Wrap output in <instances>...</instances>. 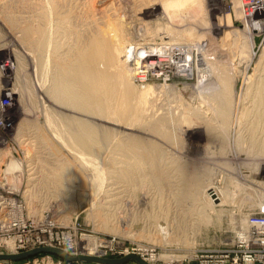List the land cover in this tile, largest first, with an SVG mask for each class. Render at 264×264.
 I'll return each mask as SVG.
<instances>
[{
    "label": "rangeland",
    "instance_id": "1",
    "mask_svg": "<svg viewBox=\"0 0 264 264\" xmlns=\"http://www.w3.org/2000/svg\"><path fill=\"white\" fill-rule=\"evenodd\" d=\"M35 1L38 2L34 4ZM52 1L0 0V111L4 113L5 110L6 113V117L2 118L3 115L0 112L2 120H0V142L2 143H0V253L12 254L38 247H58L73 255H83L80 254L81 248L93 245V240L97 244L101 240H110L123 243L125 247L136 245L151 247L156 253L157 261H153L154 264H196L193 256L198 249L225 242L233 235L237 224L245 225L246 216L258 213L264 206V86H262L264 85V0H197L198 2L193 4L186 1L181 11L175 8L172 10V17L165 12L162 13L161 5L164 4V0ZM147 1L148 5H146ZM256 2L259 3L258 7L254 5ZM51 3L53 8L50 7ZM155 3L158 4L155 6L157 7L154 10L155 13L149 14L148 10ZM41 20H46L43 23L48 27L53 25L50 30L53 35L52 42L60 53L55 51L53 56L49 54L48 57L50 55L51 57H47V67L43 64L44 61L42 62V69L44 68L45 72L42 70L43 74H37L33 51L36 52L34 46L38 35L32 34L34 30L32 27L36 26L34 32H37V26L41 24ZM59 21L64 22L62 24ZM78 21H81V24ZM113 21L121 24V33L129 43H132V47L138 49V46L143 44L153 48L154 53H156L155 48L167 47L168 45L162 44L172 41V43L176 42L175 44H184V46L189 44L192 48L194 47L192 53L195 56L200 50L196 45L206 41L208 47L207 50H203V53L207 54L210 51L207 54V60L217 62L218 65L214 67L215 73L223 74L227 78L225 82L228 87L226 94L229 102L226 104L230 109H224L220 117L221 111L216 110L212 101L203 103L200 100L201 97L193 89L197 85L196 74L185 78L175 76L172 71L167 74H162L160 71H148L142 67L145 66L144 62L134 59L135 56L129 58L128 64L136 66V77H144L134 79L136 93H139V89L145 91L153 86L158 100L156 102L158 118L154 117L147 121V124L146 121L142 123L141 120L138 123L135 122L143 126L131 127L133 132L127 130L130 126L123 124L126 122L122 117L126 106L123 102L120 103L122 101L120 99H117L116 104L118 103L117 106L121 104L118 108L121 111L116 108L109 114H100V116L78 113L70 109L71 107L55 105L54 102L47 101L45 91L52 86V77L56 71L54 65L57 66L55 63H61L59 66L70 64L69 51L76 50L75 45L79 44L82 35L88 30L95 33L96 30L104 29ZM56 22H59V25ZM74 23H78L77 26ZM57 25L59 28H56ZM78 30L81 31L78 32ZM29 50L32 51L33 56ZM139 50V53H145L142 48ZM168 50L163 55L169 54ZM143 70L147 73L141 72ZM40 79H44L43 82L48 80L43 85L47 89L39 85ZM229 82L234 84L231 83L230 86ZM46 83L50 85L47 86ZM21 97L25 98V104L21 102L22 107ZM261 99L263 102L260 103ZM6 102H9L8 106L1 110V104ZM24 105L27 107L26 110L23 109ZM226 110L230 116L226 115ZM67 114L87 119L97 124L99 130L100 126L103 127L101 132L112 131L108 145L101 149L100 158H92L96 165L103 168L102 176L95 178L98 174L94 168L95 164L92 163L93 160L85 161L88 165L86 166L82 160L84 157L76 153L73 144L69 142V139L67 140L66 135L69 131L62 121V116ZM222 117H228L226 124L222 122ZM4 119L8 120L9 130L2 128ZM158 119L163 120L161 122ZM50 120L52 122L57 120L59 127L56 123H50ZM59 121L62 123L60 124ZM129 121L127 120V123L132 124V120ZM53 126L56 127L52 128ZM63 136L65 138H62ZM139 136L142 137L139 138ZM127 138L136 140L139 157L135 158L133 154L127 153L125 147L120 146V143ZM138 138L141 140L139 141ZM63 140H67L66 143L71 149L68 146L65 147L67 144ZM141 151L145 152L141 153ZM10 156L20 159L22 167L11 175L3 172ZM130 156L133 157L130 158L131 160ZM122 159L125 160L122 161ZM134 159L138 160L137 163ZM59 160L62 162L60 163ZM139 163L140 165L137 166ZM140 166L144 170H141ZM123 168L126 170L123 171ZM145 168L148 170L146 171ZM209 188H216L221 198L212 202V198L209 197ZM216 197L219 198L217 195ZM158 224L165 227V230L159 231ZM168 239L170 242L167 241ZM0 264L97 263H69L54 254L41 253L19 261H0ZM126 264L139 263L132 260Z\"/></svg>",
    "mask_w": 264,
    "mask_h": 264
},
{
    "label": "bare ground",
    "instance_id": "2",
    "mask_svg": "<svg viewBox=\"0 0 264 264\" xmlns=\"http://www.w3.org/2000/svg\"><path fill=\"white\" fill-rule=\"evenodd\" d=\"M52 1V0H51ZM119 1V0H118ZM117 1V2H118ZM149 1V0H148ZM148 1L146 3V5H148ZM186 1H189L191 4L193 3H196L197 0H164V4L161 5L162 6V10L163 12L162 13H166L169 17H172V13L175 9H177L178 11H181L183 6L186 4ZM235 1V0H234ZM38 2V1H37ZM36 1L34 2L37 3ZM50 2V1H49ZM73 2V1H72ZM129 2V1H128ZM137 2V0H136ZM143 2V1H142ZM198 2V1H197ZM244 2V1H243ZM47 3V2H46ZM45 3V4H46ZM53 3V1H52ZM52 3L49 5L50 7H52ZM65 3V2H64ZM124 3V2H123ZM152 3V2H151ZM246 3V2H245ZM252 3V2H251ZM40 4V3H39ZM42 4V3H41ZM72 4V3H71ZM119 4V3H118ZM117 4V5H118ZM131 4V3H130ZM144 4V3H143ZM162 4V3H161ZM256 4V7L259 6V3H254V5ZM15 5V4H14ZM18 5V4H17ZM44 5V4H42ZM48 5V4H47ZM158 6V4H154L147 12L149 14H154V10L157 8H155V6ZM38 6V4H37ZM41 6V5H40ZM55 6V5H54ZM62 6V5H61ZM113 6V5H112ZM134 6V5H133ZM160 6V4H159ZM20 7V6H19ZM44 7V6H43ZM42 7V8H43ZM58 7V6H57ZM69 7V6H68ZM131 7V6H130ZM146 7V6H145ZM53 8V7H52ZM60 8V7H59ZM107 8V7H106ZM116 8V7H115ZM44 9V8H43ZM46 9V8H45ZM49 9V8H48ZM58 9V8H57ZM61 9V8H60ZM65 9V8H64ZM70 9V8H69ZM110 9V8H109ZM127 9V8H126ZM52 10V9H51ZM50 10V11H51ZM67 10V9H66ZM108 10V9H107ZM114 10V8H113ZM55 11V10H54ZM57 11V10H56ZM74 11V10H73ZM47 13L49 11H46ZM58 12V11H57ZM69 12V11H68ZM110 12V11H109ZM177 12V11H176ZM105 13V12H104ZM254 13V12H253ZM59 14V13H58ZM157 14V13H156ZM165 14V15H166ZM48 15V14H47ZM50 15V14H49ZM54 15V14H53ZM111 15V14H110ZM166 15V16H167ZM44 16V15H43ZM58 16V15H57ZM56 16V17H57ZM70 16V15H69ZM78 16V15H76ZM36 17V16H35ZM52 17V15H51ZM50 17V19H52ZM80 17V16H79ZM185 17V16H184ZM31 18V17H30ZM47 18V17H46ZM61 18H64V17H61ZM68 18V16H67ZM165 18V17H164ZM39 19V18H38ZM42 19V18H41ZM45 19V18H44ZM49 19V18H48ZM75 19V18H74ZM172 19V18H171ZM30 20V19H29ZM60 20V18L58 19ZM66 20V19H65ZM64 20V21H65ZM156 20V19H155ZM41 24L37 26V30L39 31V33L37 32H34L35 28H33L32 26V29L33 30V35L36 33L38 35V37L36 38L37 41L35 43V48H36V52L33 51V53L35 54V58L33 61H35V71L37 70V72L35 73H39V74H43L42 72L44 71L42 69V62L44 61V65L47 67L46 63L48 61V58L51 57V55L48 57L49 54H54V52L58 51L59 52V49L56 48L53 46V42H52V32L50 31L53 27V25H50L49 27L43 23V22H46V20H41ZM56 21V20H55ZM63 21V22H64ZM73 21V20H71ZM158 21V19H157ZM252 21V20H251ZM34 22V21H32ZM60 22V21H59ZM58 22V23H59ZM62 22V21H61ZM60 22V23H61ZM62 22V24H63ZM74 22V21H73ZM79 22V21H78ZM83 23H85L84 21H82ZM116 22V21H115ZM114 21L113 23H108L104 29H99V30H96L97 32H88L86 31L87 33H85L84 35H82V39L80 40L79 44L78 45H75L76 46V50H74L73 52H70L71 53V57H70V64H67V65H61L59 66L60 64H57L55 63L57 66L54 65V67L56 68L55 70V73L52 77L53 79V83H51V87L50 88H45L46 86H43L45 85L44 83L48 80H46L45 82H43V80H41V75H40V80H41V84L39 85H42L45 89H47L45 92L47 95H45L47 101H50V102H54L53 104H58V105H61V106H66L70 109H74L75 111H77L78 113H82V114H92V115H98L100 116V114H105V113H110V111H114V109L116 110H120L118 109L121 105L119 104L117 106L116 104V101L117 99H120L122 100L120 103L123 102V105L125 104L126 108L125 110L123 111V118L124 120H126V122H121L123 124H126V126H130V128H127V130H130L131 132H133L132 128H136L137 126L141 125V124H136L135 122L138 123L139 120L142 121V123H144L146 121V124H147V121L149 122L151 119H153L154 117H157V108H156V102L158 101L157 100V97H155V91L153 90V86H150L148 87V89H146L145 91H140L139 89V93H136V85L134 84V79L138 80V79H143L144 77H136V72H135V67L134 65H132L130 63V65L128 64V60L130 57L132 56H135L134 59H137L138 61L140 62H144L145 66H142L144 68H146L148 71H160V73L162 72V74H167L169 72L172 71V74H174L175 76H181V77H185V78H189V77H192L194 76L195 74L197 75V85L194 86V90H196V93L201 97V101L204 103H206L208 100H209V103L210 101H212L213 104H215L214 106H216V110L217 111H221L219 112L220 114V117L222 116V112L224 109L228 108L227 107V104L226 102H229L228 101V98H227V94H226V90H227V84L225 81H227V78L223 76V74L219 75V74H216L215 73V69L214 68L216 65L217 62L215 61H208L207 59V54H209L210 51L207 52H204L203 53V50H207V47L208 45L206 44V41L205 43H201L199 45H196L197 49L199 47V51H202V52H199L198 51V54H196L195 56L193 55V48L189 45H185L184 44H175V43H172L171 39L170 41L171 42H167V43H163L162 45H168L167 47H158L160 49H156V53H154V51L151 49V47H146V46H143L142 43H145V42H142L140 44H142L141 46H138V49H136V47H132V43H129L128 39L125 38V36L122 35L121 33V30H122V26L121 24H116ZM39 23V22H38ZM53 23V22H52ZM57 23V22H56ZM57 23V24H58ZM68 23V22H67ZM81 24V21L79 22ZM120 23V22H118ZM122 23V22H121ZM65 24V23H64ZM69 24V23H68ZM71 24V23H70ZM75 24V23H74ZM78 24V23H76ZM75 24V25H76ZM87 24V23H86ZM196 24V23H195ZM31 25V24H30ZM29 25V26H30ZM35 25V24H34ZM33 25V26H34ZM59 25V24H58ZM58 25L56 26V28L58 27ZM84 27H85V24H83ZM23 26V25H22ZM28 26V27H29ZM69 26V25H68ZM77 26V25H76ZM75 26V28H76ZM89 26V25H88ZM65 27V25L63 26ZM74 27V25L72 26ZM72 27H69L70 29ZM80 27V26H78ZM87 27V26H86ZM26 28V27H25ZM59 28V27H58ZM68 28V27H67ZM87 28H90V27H87ZM28 29V28H27ZM55 29V28H54ZM60 29H61V25H60ZM59 29V30H60ZM63 29V28H62ZM61 29V30H62ZM81 29V27H80ZM20 30V29H19ZM18 30V31H19ZM31 30V29H29ZM28 30V32H29ZM75 30V29H74ZM77 30V29H76ZM92 30V29H91ZM193 30V29H192ZM27 31V30H26ZM32 31V30H31ZM56 31V30H55ZM81 31V30H78V32ZM152 31V30H151ZM185 31V30H184ZM183 31V32H184ZM24 32V31H23ZM62 32V31H61ZM182 32V31H181ZM63 33V32H62ZM84 33V32H83ZM149 33V32H147ZM27 34V33H26ZM55 34V33H54ZM58 34H60L58 32ZM63 34H66V33H63ZM153 34V33H152ZM172 34V33H171ZM184 34V33H183ZM187 34V33H186ZM27 35H30V34H27ZM56 35V34H55ZM61 35V34H60ZM79 35V34H78ZM175 35V34H174ZM32 37V35H30ZM66 36V35H65ZM69 36V35H67ZM66 36V37H67ZM184 36V35H183ZM198 36V35H197ZM226 36V35H225ZM28 37V36H27ZM60 37V36H59ZM58 37V38H59ZM64 37V36H63ZM71 37V36H70ZM79 37V36H78ZM149 37V36H148ZM22 38V37H21ZM25 38V36H24ZM61 38V37H60ZM193 38V37H191ZM210 38V37H209ZM57 39V38H56ZM62 39V38H61ZM66 39V38H65ZM80 39V37L78 38ZM198 39V38H197ZM200 39V38H199ZM24 40V39H23ZM30 41V39H28ZM54 40V39H53ZM71 40V39H70ZM169 40V39H168ZM167 40V41H168ZM194 40V39H193ZM201 40V39H200ZM199 40V41H200ZM210 40V39H209ZM19 41V40H18ZM22 41V40H21ZM67 41V40H66ZM190 41V40H188ZM70 42V41H69ZM156 42V41H155ZM158 42V41H157ZM186 42V41H185ZM193 42V41H192ZM202 42V40H201ZM14 43V42H13ZM22 43V42H21ZM31 43H32V40H31ZM62 43V42H61ZM65 43V42H64ZM190 43V42H189ZM196 43V42H195ZM216 43V42H215ZM77 44V43H76ZM26 45V44H24ZM30 45V43H29ZM194 45V44H193ZM31 46V45H30ZM58 46V45H56ZM72 46V44H71ZM78 46V48H77ZM214 46V45H213ZM34 47H31V48H34ZM61 47V46H59ZM157 47V46H156ZM220 47V46H219ZM15 48V47H14ZM143 49L145 51L144 52H140L139 49ZM58 49V50H57ZM68 49V48H67ZM66 49V50H67ZM75 49V48H74ZM169 49V50H168ZM224 49V48H223ZM32 50V49H31ZM29 50V51H31ZM71 50V49H69ZM169 51V54H166V55H163L164 52L166 51ZM196 50V49H195ZM31 55L33 56L32 54V51L30 52ZM60 53V52H59ZM58 53V54H59ZM197 53V52H196ZM203 53V54H202ZM214 53V52H212ZM67 55V54H65ZM64 55V57H65ZM212 54L210 53V56ZM216 55V54H215ZM222 55V54H221ZM209 56V55H208ZM220 57V55H218ZM245 56V55H244ZM48 57V58H47ZM58 57V55H57ZM63 57V58H64ZM67 57V56H66ZM123 57H125L123 59ZM213 57V56H212ZM62 58V57H61ZM69 58V56H68ZM215 58V56H214ZM242 58V57H241ZM67 59V58H66ZM216 59V58H215ZM219 59V58H218ZM56 60V59H55ZM60 60V58L58 59V61ZM50 61V60H49ZM52 61V60H51ZM54 61V60H53ZM65 61V60H64ZM68 61V60H67ZM136 61V60H134ZM133 61V62H134ZM55 62V61H54ZM53 62V63H54ZM33 63V62H32ZM69 63V62H68ZM263 63V62H262ZM261 63V64H262ZM49 64V62H48ZM143 64V63H142ZM136 65V64H135ZM141 65V64H139ZM238 65V64H237ZM50 66V64H49ZM220 66V65H219ZM44 67V66H43ZM45 67V68H46ZM139 67V66H138ZM53 69V68H52ZM43 70V71H42ZM50 70V69H49ZM138 70V68H137ZM146 70V71H147ZM257 70V69H256ZM39 71V72H38ZM45 72V71H44ZM47 72V71H46ZM50 72V71H49ZM138 72V71H137ZM141 72H144L141 71ZM31 73V72H30ZM52 73V72H51ZM144 73H147V72H144ZM224 73V72H223ZM245 73V71H244ZM29 74V73H28ZM36 74V75H37ZM139 74V73H138ZM44 75H46V73H44ZM142 75V74H141ZM43 76V75H42ZM145 76V75H144ZM167 76V75H166ZM44 77V76H43ZM254 77V76H253ZM47 78H48V75H47ZM46 78V79H47ZM50 78V77H49ZM146 78V76H145ZM229 78V77H228ZM262 78V77H261ZM260 78V79H261ZM233 79V78H231ZM35 80V79H34ZM38 80V79H37ZM51 80V79H50ZM191 80V79H190ZM229 80V79H228ZM33 81V80H32ZM39 81V80H38ZM231 81V80H230ZM233 82V81H232ZM231 82V83H232ZM250 82V81H249ZM262 82V81H261ZM50 83H46L47 86L50 85ZM231 83L229 82L228 84L231 86ZM49 84V85H48ZM157 84V83H156ZM234 84V83H232ZM258 84V83H257ZM37 86V85H36ZM35 86V87H36ZM233 86V85H232ZM235 86V85H234ZM264 86V85H262ZM34 87V88H35ZM156 87V86H155ZM255 87V86H254ZM40 88V87H38ZM43 88V89H44ZM158 88V87H157ZM164 88V87H163ZM166 88V87H165ZM256 88V87H255ZM260 88V87H259ZM44 89V90H45ZM156 89V88H155ZM233 89V88H232ZM241 89V88H240ZM256 90V89H255ZM259 90V89H258ZM264 90V88H263ZM138 91V90H137ZM230 90H228L229 92ZM24 92V91H23ZM43 92V90H42ZM232 92V91H231ZM15 94L17 93L16 91L14 92ZM36 93V92H35ZM165 93V92H164ZM168 93V92H167ZM170 93V92H169ZM176 93V92H175ZM22 94V93H21ZM250 94V93H249ZM252 94V93H251ZM43 95V96H44ZM230 95L232 96V94L230 93ZM156 96H158L156 94ZM198 96V97H199ZM230 96V97H231ZM25 97V96H23ZM23 101L21 100L20 101V104L21 102L23 104L24 103V99L23 98ZM169 97V96H168ZM246 97V96H245ZM261 97V96H260ZM263 97V96H262ZM261 97V98H262ZM163 98V97H162ZM170 98V97H169ZM264 98V97H263ZM184 99V98H183ZM233 99V98H232ZM240 99V98H239ZM245 99V98H244ZM38 100V99H37ZM199 100V101H200ZM254 100V99H253ZM171 101V100H170ZM183 101V100H182ZM181 101V102H182ZM262 99L260 100V103H261ZM26 102V101H25ZM119 102V101H118ZM176 102V101H175ZM232 102V101H231ZM230 102V103H231ZM247 102V101H246ZM253 102V101H252ZM263 102V101H262ZM29 103V102H28ZM180 103V102H179ZM211 103V104H212ZM250 103V102H249ZM19 104V105H20ZM47 104V103H46ZM161 104V103H159ZM174 104V103H173ZM237 104V103H236ZM259 104V103H258ZM192 105V104H191ZM249 105V104H247ZM264 105V103H263ZM23 105L21 104V107ZM25 106V105H24ZM27 106V104H26ZM23 107V109L26 110L27 107ZM43 106V105H42ZM47 106V105H46ZM54 106V105H53ZM124 106V107H125ZM164 106V104H163ZM212 106V105H211ZM238 106V105H237ZM259 106H261L259 104ZM258 106V107H259ZM230 107V106H229ZM232 107V106H231ZM2 108V107H1ZM32 108V107H31ZM50 108V107H49ZM160 108V107H159ZM175 108V107H174ZM196 108V107H195ZM207 108V107H206ZM257 108V106H256ZM260 108V107H259ZM258 108V109H259ZM30 109V108H29ZM179 109V108H178ZM200 109V108H199ZM230 109V108H228ZM2 110V109H1ZM65 110V109H64ZM161 110V108H160ZM170 110V109H169ZM205 110V109H204ZM51 111V110H49ZM56 111V110H54ZM62 111V110H61ZM73 111V110H72ZM121 111V110H120ZM201 111V110H200ZM199 111V112H200ZM207 111V110H206ZM227 111V110H226ZM238 111V110H237ZM249 111V110H248ZM260 111V110H259ZM263 111V110H262ZM1 112V111H0ZM29 112V111H28ZM57 112V111H56ZM65 112V111H64ZM172 112V111H171ZM176 112V111H175ZM209 112V110H208ZM264 112V111H263ZM30 113V112H29ZM50 114V112H48ZM61 113V112H59ZM205 113V112H204ZM217 113V112H215ZM229 112L227 111L226 115L228 114ZM245 113V112H244ZM258 113V112H257ZM1 115L2 118L6 117V113H5V110H4V113L3 111L1 112ZM54 114V113H53ZM63 114V113H61ZM66 114V113H65ZM171 114V113H170ZM173 114V113H172ZM179 114V113H178ZM188 114V113H187ZM196 114V113H195ZM234 114V113H233ZM9 115V114H8ZM55 115V114H54ZM57 115V114H56ZM55 115V116H56ZM72 115V113H71ZM198 115V114H197ZM206 115V114H205ZM208 115V114H207ZM229 115V114H228ZM219 116V115H218ZM230 116V115H229ZM44 117V116H43ZM54 117V116H53ZM59 117V116H58ZM78 117V116H77ZM161 117V116H160ZM192 117V116H191ZM199 117V115L197 116ZM207 117V116H206ZM215 117V116H214ZM260 117V116H259ZM56 118V117H55ZM158 118V117H157ZM179 118V117H178ZM183 118V117H182ZM196 118V117H195ZM204 118V117H203ZM208 118V117H207ZM212 118V117H211ZM222 117V122H224L226 124V122H228L226 120V118L228 119V117ZM242 118V117H241ZM52 119V118H51ZM59 120L60 117L58 118ZM161 119V118H160ZM202 119V118H201ZM206 119V118H205ZM215 119V118H213ZM232 119V118H231ZM235 119V118H234ZM1 120V119H0ZM53 120V119H52ZM104 120V119H103ZM122 120V119H121ZM119 120V121H121ZM127 120H132V124L131 121H129L130 123H127ZM155 120V119H154ZM159 120V119H158ZM163 120V119H162ZM162 120H159L162 122ZM175 120V119H174ZM184 120V119H183ZM187 120V119H186ZM248 120V119H246ZM2 121V120H1ZM8 120L4 119L3 120V123H2V128L4 129H8L9 127V124L7 122ZM62 121L64 123V127L66 126V128H68V134L66 135L65 132H63L66 137H67V140L69 139L71 142V144H73L74 146V150H76L77 152L76 153H79L80 155H82V160H84V164H85V161L87 162H91V160H93L92 158H100V153H101V149L103 147H105V145L107 144V142H109L108 140H110V135L112 132L111 130H107L106 132H101V126H100V130H99V126L93 122H89L87 119H81V117L79 118H76L73 117V116H69L67 114V116H62ZM116 121V120H115ZM144 121V122H143ZM153 121V120H152ZM158 121V122H159ZM180 121V120H178ZM189 121V120H188ZM216 121V120H215ZM50 123L52 122L51 120L49 121ZM57 120H55V122H52V123H56ZM60 122V121H59ZM134 122V123H133ZM182 122V121H181ZM180 122V123H181ZM184 122V121H183ZM232 122V121H231ZM261 122V120H260ZM58 123V122H57ZM56 123V125H57ZM62 122H60L61 124ZM120 123V124H121ZM171 123V122H170ZM216 123V122H215ZM236 123V122H235ZM248 123V122H247ZM136 124V125H135ZM151 124V123H150ZM193 124V123H192ZM220 124V123H219ZM232 124V123H231ZM260 124V123H259ZM55 125V124H54ZM119 125V124H118ZM163 125V123L161 124V126ZM174 125V124H173ZM189 125V124H188ZM191 125V123H190ZM213 125V124H212ZM218 125V124H217ZM241 125V124H240ZM192 126V125H191ZM222 126V125H221ZM260 126V125H259ZM56 127V126H55ZM54 126L52 128H55ZM57 127H59L57 125ZM63 127V128H64ZM132 127V128H131ZM155 127V125H154ZM218 127V126H217ZM264 127V126H263ZM61 128V127H60ZM62 128V129H63ZM126 128V127H125ZM150 128V127H149ZM190 128V127H189ZM188 128V129H189ZM216 128V127H215ZM60 130V131H64V130ZM174 129V128H173ZM9 130V129H8ZM54 130V129H53ZM57 130V129H56ZM58 130V131H59ZM105 130V129H103ZM137 130V129H136ZM148 130V129H146ZM184 130V128H183ZM245 130V129H244ZM55 131V130H54ZM243 131V130H242ZM136 132V131H135ZM151 132V131H150ZM264 132V131H263ZM56 133L58 134V132L56 131ZM61 133V132H60ZM59 133V134H60ZM61 133V134H63ZM149 133V132H147ZM61 134H60V137H61ZM130 134V133H128ZM126 134V135H128ZM142 134V133H141ZM140 134V135H141ZM183 134V133H182ZM64 135V136H65ZM125 135V134H124ZM152 135V133H151ZM156 135V134H155ZM59 136V135H58ZM62 137V138H65V137ZM243 136V134H242ZM129 137V136H128ZM142 137V136H139V138ZM145 137V136H144ZM148 137V135H147ZM59 138V137H58ZM136 138V137H135ZM138 138V139H139ZM189 138V137H188ZM1 139V138H0ZM57 139V138H56ZM61 139V138H60ZM122 139V138H121ZM124 139V138H123ZM147 139V138H146ZM149 139V138H148ZM154 139V138H153ZM152 139V140H153ZM3 140V139H2ZM66 140V141H67ZM141 139H139L140 141ZM145 140V139H144ZM28 141V140H26ZM65 141V140H63ZM61 141V142H63ZM66 141L64 142L65 144ZM136 140H133V139H128L127 140H123L121 143H120V146H123L126 148V151L127 153L129 154H133L135 156V158L139 157L137 154V147H138V144L135 142ZM155 141V140H154ZM32 142V141H31ZM68 142V143H69ZM120 142V141H119ZM149 142H152V141H149ZM159 142V141H158ZM1 143V142H0ZM2 144V143H1ZM29 144V142H28ZM63 144V143H62ZM118 144V143H117ZM161 144V143H160ZM108 145V144H107ZM144 145V144H143ZM151 145V144H150ZM162 145V144H161ZM64 146V144L62 145ZM67 146L69 147V145L67 144L65 147L67 148ZM119 146V145H118ZM148 146V144H147ZM172 146V145H171ZM50 147V146H49ZM150 147V146H148ZM152 147V146H151ZM71 149V147H69ZM146 148V147H144ZM5 149V148H4ZM8 149V148H7ZM53 149V148H52ZM104 149V148H103ZM152 149V148H151ZM51 150V149H50ZM54 150V149H53ZM57 150V149H56ZM163 150V149H162ZM2 151H4L2 149ZM33 151V150H32ZM70 152V150H68ZM72 151H73V148H72ZM139 151V150H138ZM150 151V150H149ZM167 151V150H166ZM169 151V150H168ZM173 151V150H172ZM235 151V150H234ZM7 152V151H5ZM143 151H141L142 153ZM145 152V151H144ZM143 152V153H144ZM28 153V152H27ZM56 153V152H55ZM67 153V152H66ZM72 153V152H71ZM75 153V152H73ZM148 153V152H147ZM53 154V153H52ZM106 154V153H105ZM28 155V154H27ZM51 155V154H50ZM58 155V154H57ZM67 155V154H66ZM132 155V156H133ZM9 156V155H8ZM54 156V154H53ZM124 156V155H122ZM130 156L129 159L132 157ZM133 156V157H134ZM33 157V156H32ZM103 157V156H102ZM132 157V158H133ZM46 158V157H45ZM76 158V157H75ZM104 158V157H103ZM9 160L7 161V163L5 164L6 168L3 170L4 174H10L11 173H14V172H17L18 170H21V162L17 159H15V157L13 156H10V158H8ZM43 159V158H42ZM47 159V158H46ZM140 159V158H139ZM142 159V158H141ZM148 159V158H147ZM5 160V159H4ZM3 160V161H4ZM62 160V159H61ZM65 160V158H64ZM125 160V159H124ZM122 159V161H124ZM127 160V159H126ZM131 160V159H130ZM135 160V159H134ZM133 160V161H134ZM149 160V159H148ZM22 161V160H21ZM33 161V160H32ZM53 161V160H52ZM51 161V162H52ZM60 161V160H59ZM128 161V160H127ZM136 161V160H135ZM138 161V160H137ZM136 161V163H137ZM150 161V160H149ZM5 162V161H4ZM62 161H60L61 163ZM71 162V161H70ZM73 162V161H72ZM77 162V161H76ZM74 163V162H73ZM78 163V162H77ZM92 163L95 164L94 160L92 161ZM91 163V164H92ZM125 163V162H123ZM131 163V162H130ZM44 164V163H43ZM49 164V163H47ZM58 164V163H57ZM88 164V163H87ZM90 164V165H91ZM127 164V163H126ZM133 164V163H132ZM131 164V165H132ZM142 164V163H141ZM24 165V164H23ZM45 165V164H44ZM56 165V164H55ZM69 165V164H68ZM72 165V164H71ZM83 165V164H82ZM81 165V166H82ZM86 165V164H85ZM129 165V164H128ZM130 165V166H131ZM139 164H137V166H139ZM77 166V165H76ZM88 166V165H86ZM85 166V167H86ZM93 166V164H92ZM91 166V167H92ZM133 166V165H132ZM135 166V164H134ZM136 166V167H137ZM143 166V165H142ZM140 166V167H142ZM1 167V166H0ZM24 167V166H23ZM57 167V165H56ZM62 167V166H61ZM72 167V166H71ZM125 167V166H124ZM135 167V168H136ZM143 167H147V166H143ZM142 167L141 170H144ZM32 168V166H31ZM60 168V167H59ZM67 168V167H66ZM94 168H96L95 170H97V173L98 176L95 175V178L96 177H99V176H102L101 175V171H103L101 168V166H98L95 164ZM139 168V167H138ZM151 167H149L150 169ZM1 169V168H0ZM124 169V168H123ZM129 169V168H128ZM127 169V171H128ZM137 169V168H136ZM146 169V168H145ZM55 170V169H54ZM67 170V169H66ZM65 170V172H66ZM88 170V169H87ZM94 170V169H93ZM126 169H124L123 171H125ZM139 170V169H138ZM140 170V171H141ZM148 169H146L147 171ZM36 171V170H35ZM51 171V170H50ZM62 171V169H61ZM130 171V170H129ZM134 171V170H133ZM131 171V172H133ZM137 171V170H136ZM257 171V170H256ZM34 172V171H33ZM64 172V173H65ZM89 172V171H88ZM42 173V172H41ZM62 173V174H64ZM103 173V172H102ZM128 173V172H127ZM130 173V172H129ZM139 173V172H138ZM142 173V172H141ZM145 173V172H144ZM21 174V173H20ZM29 174V173H28ZM52 174V173H51ZM56 174V173H55ZM123 174V173H122ZM132 174V173H131ZM137 174V173H135ZM251 174V172H250ZM48 175V174H47ZM59 175V174H58ZM127 175V174H125ZM124 175V176H125ZM249 175V174H248ZM20 176V175H19ZM55 176V175H54ZM63 176V175H62ZM134 176V175H133ZM2 177V176H1ZM5 177V176H4ZM10 177V176H9ZM12 177V176H11ZM17 177V176H16ZM31 177V176H30ZM40 177V176H39ZM56 177V176H55ZM58 177V176H57ZM61 177V176H60ZM127 177V176H126ZM125 177V178H126ZM135 177V176H134ZM140 177V176H139ZM143 177V176H142ZM15 178V177H14ZM44 178V177H43ZM94 178V177H93ZM94 178V179H95ZM136 178V177H135ZM141 178V177H140ZM155 178V177H153ZM163 178V177H162ZM7 180V176L5 178ZM3 178V180H5ZM38 179V178H37ZM54 179V177H53ZM52 179V180H53ZM61 179V178H60ZM126 179H130V178H126ZM29 180V178H28ZM32 180V179H31ZM92 180V179H91ZM101 180V179H100ZM157 180V179H156ZM163 180V179H161ZM9 181V180H8ZM33 181V180H32ZM83 181V180H82ZM98 181V180H97ZM136 181V179H135ZM251 181V180H250ZM7 182V181H6ZM57 182V181H56ZM91 182V181H90ZM101 182V181H100ZM159 182V181H158ZM255 182V181H254ZM8 183V182H7ZM110 183V182H109ZM143 183V182H142ZM47 184V183H45ZM93 184H94V181H93ZM98 184V183H97ZM112 184V183H111ZM116 184V183H115ZM137 184V183H136ZM160 184V183H159ZM158 184V185H159ZM163 184V183H162ZM9 185V184H8ZM57 185V184H56ZM99 185V184H98ZM164 185V184H163ZM166 185V184H165ZM169 185V184H168ZM53 186V185H52ZM55 186V185H54ZM58 186V185H57ZM97 186V185H96ZM160 186V185H159ZM262 186V185H261ZM113 188V187H112ZM118 188V187H117ZM242 188V186H241ZM210 191H209V197L212 198V202H214L216 200V195L219 197L217 199H220L221 196L220 194H218V191L216 188H209ZM213 189V190H211ZM163 190V189H162ZM164 191V190H163ZM162 191V192H163ZM116 192V191H115ZM203 192V191H202ZM205 192V191H204ZM235 193V192H234ZM192 194H194L192 192ZM200 194V193H199ZM111 195V194H110ZM138 195V194H137ZM237 195V194H236ZM119 196V195H118ZM146 196V195H145ZM148 196V195H147ZM152 196V195H151ZM122 197V196H121ZM149 197V196H148ZM191 197V196H190ZM237 197V196H236ZM235 197V198H236ZM115 198V197H114ZM132 198V197H131ZM192 198V197H191ZM204 198V197H203ZM123 199V198H122ZM202 199V198H201ZM155 200V199H154ZM182 200V199H181ZM226 200V199H225ZM230 200V199H229ZM107 201V200H106ZM227 201V200H226ZM140 202V201H139ZM193 202V201H192ZM207 202V200H206ZM154 203V202H153ZM227 203V202H226ZM229 203V202H228ZM137 204V203H136ZM181 204V203H180ZM221 204H222V200H221ZM154 205V204H153ZM202 205V204H201ZM207 205V204H206ZM205 205V206H206ZM216 205V204H215ZM204 206V205H203ZM149 207V206H148ZM184 207V206H183ZM150 208V207H149ZM198 208V207H197ZM189 209V208H188ZM203 209V208H202ZM215 209V207H214ZM140 210V209H139ZM137 210V211H139ZM143 210V209H142ZM151 210V209H150ZM145 211V210H144ZM181 211V210H180ZM186 211V210H185ZM187 212V211H186ZM185 212V213H186ZM160 213V212H159ZM150 214V213H149ZM151 215V214H150ZM149 215V216H150ZM139 216V215H138ZM137 216V217H138ZM142 216V215H141ZM178 216V215H176ZM175 216V217H176ZM159 217V216H158ZM174 217V218H175ZM180 217V216H179ZM179 217H176V218H179ZM194 217V216H193ZM192 217V218H193ZM173 218V219H174ZM175 218V219H176ZM161 219V217H160ZM184 219V218H183ZM179 220V219H178ZM152 221V220H150ZM177 221V220H176ZM155 222V221H154ZM193 223V222H192ZM150 224V222H149ZM177 224V222H176ZM168 225V224H167ZM166 225V226H167ZM151 226V225H150ZM159 226V224H158ZM8 227V226H7ZM143 227V226H142ZM150 228V227H149ZM194 228V227H193ZM196 228V227H195ZM143 229V228H142ZM168 229V228H167ZM152 230V229H151ZM158 230V229H157ZM163 231L165 230V227H162L159 226V231ZM196 230V229H194ZM139 231V230H138ZM168 231V230H167ZM179 231V230H177ZM141 232V231H140ZM169 232V231H168ZM154 234L156 232H153ZM165 232H163L164 234ZM167 233V232H166ZM170 233V232H169ZM138 234V233H137ZM168 234V233H167ZM147 235V234H146ZM157 235V233H156ZM161 235V234H160ZM159 235V236H160ZM166 235V234H165ZM170 235V234H169ZM135 236V235H134ZM150 236V235H149ZM153 236V235H152ZM168 236V235H167ZM146 237V236H145ZM156 237V236H155ZM169 237V236H168ZM167 237V238H168ZM178 237V236H177ZM150 238V237H149ZM153 238V237H152ZM166 238V236H165ZM194 238V237H193ZM157 239V238H156ZM184 239V238H183ZM151 240V239H150ZM164 240V238H163ZM162 240V241H163ZM182 240V238H181ZM189 240V239H188ZM148 241V240H147ZM169 241V239L167 240ZM177 241V240H176ZM180 241V240H179ZM151 242V241H150ZM170 242V241H169ZM97 243L94 242L93 240V246L96 245ZM88 254H91V253H88ZM165 257V256H164ZM171 257V256H170ZM155 256H151V259H145L144 258V261H146L147 263L149 264H154L153 261H155ZM173 258V257H171Z\"/></svg>",
    "mask_w": 264,
    "mask_h": 264
},
{
    "label": "built area",
    "instance_id": "3",
    "mask_svg": "<svg viewBox=\"0 0 264 264\" xmlns=\"http://www.w3.org/2000/svg\"><path fill=\"white\" fill-rule=\"evenodd\" d=\"M8 104L9 102L2 103V110ZM80 254L107 259H120L129 255H137L142 259H151L153 255L156 257L155 250L151 247H125L123 243L110 240H101L94 246L87 245L81 248ZM193 257L196 264H264V206L258 213L248 214L245 225L237 224L235 232L225 242L216 246H203Z\"/></svg>",
    "mask_w": 264,
    "mask_h": 264
},
{
    "label": "water",
    "instance_id": "4",
    "mask_svg": "<svg viewBox=\"0 0 264 264\" xmlns=\"http://www.w3.org/2000/svg\"><path fill=\"white\" fill-rule=\"evenodd\" d=\"M216 200H218L216 198ZM41 253L54 254L69 263L75 262H91L97 264H126L129 261H136L139 264H149L144 259L137 255H129L120 259H107L101 258L97 256L90 255H73L66 250L58 247H38L29 251L21 252V253H12V254H3L0 253V261H19L23 259L30 258L32 256H36Z\"/></svg>",
    "mask_w": 264,
    "mask_h": 264
}]
</instances>
